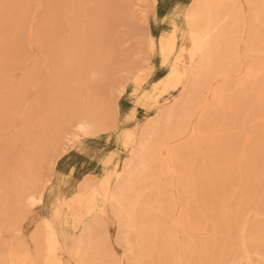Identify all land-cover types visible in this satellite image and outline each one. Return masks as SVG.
Masks as SVG:
<instances>
[{
	"label": "bare ground",
	"instance_id": "obj_1",
	"mask_svg": "<svg viewBox=\"0 0 264 264\" xmlns=\"http://www.w3.org/2000/svg\"><path fill=\"white\" fill-rule=\"evenodd\" d=\"M26 1L0 3V75ZM164 3L151 0L150 18L140 0L37 6L28 36L50 94L17 113L28 77L0 101V140L17 133L0 141V264H264V0L178 2L167 16ZM156 55L164 74L144 88ZM130 85L122 123L154 113L121 128ZM104 135L121 149H86ZM80 144L104 171L63 195L59 161ZM252 210L260 222H244Z\"/></svg>",
	"mask_w": 264,
	"mask_h": 264
},
{
	"label": "rangeland",
	"instance_id": "obj_2",
	"mask_svg": "<svg viewBox=\"0 0 264 264\" xmlns=\"http://www.w3.org/2000/svg\"><path fill=\"white\" fill-rule=\"evenodd\" d=\"M8 0H0V3H7ZM38 1V3H37ZM40 1V2H39ZM41 1L44 2V0H28V7L29 5H32L31 7L25 8V13L22 21L19 24V28L16 32V40H15V46L16 51H19L15 57L11 60L10 66L0 75V101L9 98L11 96V93L18 88V85L21 82H24L28 77H32V84L27 89V92L20 98V101H18L15 105V109L17 113H27L30 110H35L34 106H32L39 97L40 92L49 93L50 94V79L46 73L47 70H45L44 67V56L43 53L40 51L38 47L37 40H30L28 33L30 30V19L33 16H38L40 19V13L37 11V6L41 3ZM166 1L161 7L160 12L164 13V15H168L167 12H169V9L171 6L175 5L176 3L180 2L182 5L187 6L191 0H163ZM140 4L147 7V13L148 18H150V14L152 13V9L150 8L151 0H140ZM36 5V7H35ZM245 8L248 10V6L245 4ZM41 27L40 21H36L34 23V28L39 29ZM141 30H146L147 25L140 26ZM161 30V29H160ZM63 34V33H62ZM32 44V47L29 45ZM22 51V53L20 52ZM153 64L157 67L154 75L149 78L147 81V84L144 86V88H149L152 84V82L158 80L162 77L164 74L163 70H160L161 62L158 60V55H156ZM132 86H129V90L126 93V95L121 99L120 103V116L119 125L121 128L125 127H132L138 124H142L145 119L149 115H152L154 112H147L144 109L139 108L138 109V117L131 121L128 124H123L122 120L126 117V115L133 109L135 105V97L131 95ZM180 92H175L174 95L176 98H179ZM170 101L173 99V96H170ZM164 103H168L166 100H164ZM194 104H197V102H194ZM26 106V107H25ZM32 106V107H31ZM32 108V109H31ZM195 118V117H194ZM16 124H20L22 122L21 118L17 117L14 121ZM10 134V136H9ZM17 135V133L10 132L6 135H1V140L11 138ZM6 137V138H5ZM88 144V148L86 149L92 150L94 153L100 154L103 156L104 154L109 153L112 150H120L121 146L117 142L115 136L107 137V135H104L103 137H99L97 139L90 140L89 142L85 143ZM85 147L83 144L76 145L74 148L70 149V151L59 161V168L58 170L65 175H70L69 181L67 182V185L62 187V194L67 195L71 192V190L78 184L84 181L87 177H89V174H97L101 175L103 173V167L98 163V157L95 159H92L90 157H87L84 153ZM126 153H122V157H125ZM70 186V187H69ZM47 206V209H44L46 211L45 213H50V210ZM33 219V218H32ZM30 219L28 223L26 224L27 232H30L33 229V221ZM262 220L261 216L254 210L251 212H248L246 216L244 217V222L249 223H257ZM113 238L116 235L117 229L116 225L113 224L111 227ZM245 234L244 231L241 230L240 235L243 237ZM116 250L119 254H123V248L115 243ZM244 256H241L239 259H237L236 263L241 264L243 262ZM64 264H75L74 261L71 260V258L65 254L64 255Z\"/></svg>",
	"mask_w": 264,
	"mask_h": 264
}]
</instances>
